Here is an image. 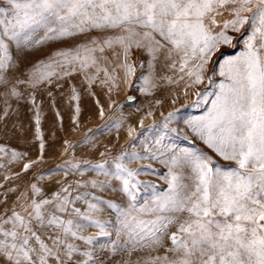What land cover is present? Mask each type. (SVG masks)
<instances>
[{
	"label": "snow or ice",
	"instance_id": "obj_1",
	"mask_svg": "<svg viewBox=\"0 0 264 264\" xmlns=\"http://www.w3.org/2000/svg\"><path fill=\"white\" fill-rule=\"evenodd\" d=\"M9 5L0 10V69L12 59L6 41L27 43L38 30L49 40L101 34L75 49L58 51L60 59L33 72L37 82L57 76L56 69L70 75L76 65L80 70L96 66L97 72L107 74V68L99 67L106 57L96 53L119 46L125 60L133 47L149 53L166 49L169 58L179 59L181 72L196 61L187 75L199 84L213 52L222 43L231 44L233 37L226 30L238 32L249 25L245 51L220 66L225 82L218 84L211 110L189 121L192 131L235 167L222 170L193 150L168 148L167 193L139 210L132 204L120 223L129 240L146 242L153 250L164 247L165 237L171 242L163 256L144 264H264V0H9ZM221 9L234 18L214 32ZM122 67L128 75L134 72L130 64ZM141 143L150 157L125 152L112 162L111 175L131 201L141 184L140 170L125 160L157 158L147 141ZM154 143L157 151L167 148L162 138ZM105 167L94 165L101 171ZM30 192L19 210L0 214V259L6 264H100L86 247L96 236L83 234L94 225L100 230L97 235H109L104 223L92 218L101 211L98 205L88 195H73L71 184L48 196L36 184ZM80 201L86 210L76 206ZM108 206L119 210L117 204Z\"/></svg>",
	"mask_w": 264,
	"mask_h": 264
},
{
	"label": "rangeland",
	"instance_id": "obj_2",
	"mask_svg": "<svg viewBox=\"0 0 264 264\" xmlns=\"http://www.w3.org/2000/svg\"><path fill=\"white\" fill-rule=\"evenodd\" d=\"M9 7V0H0V10ZM221 11L222 15L216 16L214 32L222 30L223 24L234 18L229 10ZM226 33L233 37L231 44L222 43L213 52L199 84L194 82V76L187 75L196 61H190L181 72L179 59L169 58L166 49L149 53L144 48L133 47L125 60L119 46L106 48L103 54L96 55L106 57L99 60V67L107 68V74L97 72L96 66L80 70L76 65L72 71L75 78H70L71 74L63 75L56 69L58 76L70 78L67 89L72 96L71 113L75 119L63 127L51 126L49 135L43 131L44 123L32 115L39 114L41 104V97L32 90L37 81L33 72L60 59L55 55L58 51L75 49L101 34L91 32L49 40L43 39L44 30H38L27 43L6 41L12 59L5 69H0V149H3L0 151V214L13 208L19 210L24 197L31 195L33 184L43 188L46 196L71 184L73 195L77 192L88 195L101 209L92 218L104 223L109 235H97L100 230L94 225L83 232L86 236H96L86 247L93 250L100 264H144L151 257L163 256L166 252L163 247L154 246L153 250L146 242L129 240L121 230V214L131 212L132 204L139 210L154 196L167 193V161L171 156L168 148L193 150L209 157L213 166L222 170L235 167L233 161L225 160L209 148L189 126V121L205 117L211 110L214 94L219 90L217 86L225 82V77L219 75L220 66L245 51L250 28L245 24L237 32L229 27ZM44 45L42 51L38 50ZM174 62L176 68L171 67ZM124 63L134 68L131 75L122 67ZM13 90L18 94L14 95ZM79 108H82L80 119ZM23 125L29 126V130L25 132ZM161 138L167 148L157 151L159 146L154 142ZM142 141H147L157 158L131 163L125 160L130 168L140 170L141 184L136 190V200L131 201L122 191L121 182L111 175L115 172L112 162L125 152L150 157ZM98 163L106 164L103 171L94 168ZM92 181H97L96 187L91 186ZM109 203L117 204L119 210L110 208ZM76 206L82 211L87 207L82 201ZM163 242L164 246L171 243L166 237ZM0 264L6 261L0 259Z\"/></svg>",
	"mask_w": 264,
	"mask_h": 264
},
{
	"label": "bare ground",
	"instance_id": "obj_3",
	"mask_svg": "<svg viewBox=\"0 0 264 264\" xmlns=\"http://www.w3.org/2000/svg\"><path fill=\"white\" fill-rule=\"evenodd\" d=\"M70 42H72V40ZM41 44H44V42ZM36 46L38 47L39 44H37ZM44 48L45 45L38 50L42 51L41 49ZM60 76L57 75L41 82L35 81L32 87V90L37 92L39 97H41L39 114L34 113L32 115L33 117H35V119H39L42 121V123H44L45 127H43V131L44 133L47 132L48 133L47 135H49V132L51 131V126L58 125L63 127L65 124L75 119V116L71 113L70 100L72 96L70 95L69 88L67 89L68 87L67 83L69 79L72 77L75 78V76L74 74H71L70 78L69 76L68 77L67 76L60 77ZM81 98L84 97L81 96ZM81 109L79 108L78 110L79 119L82 117ZM33 117H29V118L34 119ZM23 128L24 131L26 132V129L29 130L30 127L29 126L24 127L23 125ZM169 246L170 244L167 243L165 244L163 249L166 251L167 247Z\"/></svg>",
	"mask_w": 264,
	"mask_h": 264
}]
</instances>
